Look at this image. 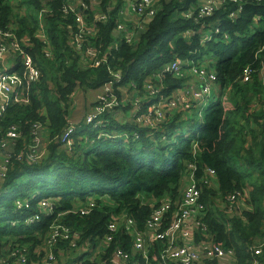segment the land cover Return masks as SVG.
<instances>
[{"label":"trees","instance_id":"trees-1","mask_svg":"<svg viewBox=\"0 0 264 264\" xmlns=\"http://www.w3.org/2000/svg\"><path fill=\"white\" fill-rule=\"evenodd\" d=\"M205 1L154 0L155 14L146 29L133 30L120 16L125 0H72L74 13L65 12L66 0H0V45L17 44L40 74L27 91L29 104L11 105L0 115V138L10 127L20 132L7 150L10 161L0 180V258H6L15 239L12 246H27V264H36L46 256L39 250L56 226L79 235L77 248L107 243L104 254L80 264H112L118 253L132 264H163L159 241L151 244L146 259L132 254L123 222L130 217L137 230L148 234V222L160 212L162 232L174 220L185 182L195 184L200 194L197 208L204 228L194 231V243L211 242L232 252L233 264H252L251 249L264 237V0H218L219 8L197 22L181 15L190 8L197 11ZM77 16L88 28L81 51L73 43ZM118 24L132 31L129 43L116 35ZM207 30L212 40L203 42ZM88 47L97 52V60L106 55V62L85 64L82 53ZM203 56L211 58L216 84L223 91L232 88L229 111L220 102L210 104L187 134L180 114L154 130L134 121L122 123L118 115L131 110L123 104L99 116L102 127L84 120L75 126L70 148L61 143L72 125L78 92L100 91L101 96L118 73L110 95L121 101V88L135 84L140 89L170 63H196ZM15 64L22 75L21 60ZM246 69L250 81L242 83ZM162 82L168 96L183 79L165 75ZM98 106L94 101L90 112ZM34 125H41L47 145L36 153L43 154L41 160L29 161ZM122 133L127 141L109 138ZM88 197L95 199L93 207L81 215ZM17 199L29 200L30 209L16 210ZM42 199L53 206L48 215L37 206ZM34 215L38 222L24 224ZM111 224L118 229L109 231ZM70 243L60 241L53 248L57 264L59 253H73ZM258 259L264 264V248Z\"/></svg>","mask_w":264,"mask_h":264},{"label":"built area","instance_id":"built-area-1","mask_svg":"<svg viewBox=\"0 0 264 264\" xmlns=\"http://www.w3.org/2000/svg\"><path fill=\"white\" fill-rule=\"evenodd\" d=\"M68 7L65 12L72 10L73 6L72 0H66ZM225 1V0H224ZM229 2L236 3V0H229ZM130 4V3H129ZM222 4L218 0H206L205 3L196 11L192 8L184 11L181 15L185 20L197 22L199 19H204L210 17L214 10L219 8ZM132 9L123 7L120 12V16H125V9L130 14V19L127 20L129 27L135 30L140 28V22L152 20L155 14L154 0H136L135 3L131 4ZM75 8V7H74ZM232 17L234 16L231 14ZM126 17V16H125ZM103 17H97L96 20H103ZM76 24L79 26V33L73 39V43L77 51H81L86 46V40L84 35L88 30L85 24L84 18L77 16ZM124 24H118L115 30L116 35H123L126 41L130 42L131 30ZM142 29V28H141ZM218 31H215L217 34ZM212 32L210 31L209 36H203L202 41H211ZM227 39V35L223 36ZM14 51V53H12ZM85 58V64L89 62H94L91 67H98L101 63L106 62V55L102 60H97V52L92 48H87L84 53H82ZM21 60L20 67H23V74L20 75L19 69L16 66V59ZM187 73L185 71V68ZM21 70V73H22ZM165 75H170L176 79H183V84L180 88L174 90L170 95L166 96L163 93L164 85L163 78ZM40 77L39 71L33 65V60L30 55L24 52L17 44L11 43L6 47L5 45H0V115L6 110V108L11 105H26L29 104V98L27 91L38 81ZM120 80V74H114V80L109 82L108 85L103 89V95L99 96L96 100L99 105L94 111L89 112L86 116L84 124L93 127H102V121L99 120V116H103L106 111L113 110L119 105L124 104V100L119 101L110 93L113 90V85ZM242 83H247L250 81V72L246 69L242 73ZM144 86V87H143ZM127 89L133 90L137 93L135 98L127 101L131 105L132 120L135 124L146 127L150 130L156 129L164 121H173L177 111L188 110L190 111L192 107L201 104L208 103V99L211 98L216 90H219L216 84V75L214 72L204 66L197 65L195 63H183L179 60L170 63L165 66L162 72L157 73L148 77L140 89H137L135 84H130ZM119 89V88H118ZM117 89V90H118ZM120 90V89H119ZM123 88H121V91ZM114 91V90H113ZM140 92H143V96ZM144 97L145 102L142 98ZM227 96L225 95L220 102L223 109L225 108V101ZM144 104V105H143ZM142 105L144 106L142 108ZM163 106L160 109V106ZM44 130L41 125L32 126L31 137L32 144L30 150L33 152L27 157L29 161L41 160L42 155H37L44 142ZM75 132V126H69L63 133L61 138V143L65 144L68 148L71 147V137ZM264 134V132H263ZM100 137H104L100 134ZM20 138V132L17 127H10L0 138V180H2L7 171V166L10 161V153L7 150ZM110 139H115L116 137L111 136ZM127 140V137H125ZM36 150V151H34ZM23 152L18 157H22ZM212 174V173H210ZM200 194L195 186V184L190 183L186 188L182 200L179 204L178 210L174 216V220L171 225L160 232L162 214L157 212L151 221L148 222L149 233L144 234L137 230L135 223L132 218L125 217L123 222V228L126 234L132 239V254L141 255L143 258H147L148 249L151 244L155 241H159L163 244L162 252L160 255V260L163 264H207V262H214L216 264H231L233 261L232 252L225 251L220 246L212 244L211 242H201L195 244L193 241V233L198 228H204L201 225V215H199V208L197 204L199 201ZM234 197L230 199V202L234 201ZM94 199L90 198L84 202L85 211H80L81 215H87L90 208L93 207ZM41 212L49 214L52 211L53 206L50 200L42 199L37 203ZM31 204L29 200L17 199L15 201L16 210L30 209ZM39 215H34L33 217L24 218V224L32 225L34 222H38ZM122 220V219H121ZM19 221L14 222L17 224ZM118 227L114 224L109 226V231H116ZM71 250H78L79 235L77 233L71 232L67 228L59 229L53 226L50 235L46 238L41 250L46 251V256L35 262L36 264H57L56 257H54L52 251L58 242L69 241ZM260 242V243H259ZM258 245L252 247L251 252L256 258L253 259L252 264H263L258 257L261 256L262 250L264 248V237L259 241ZM13 243V242H11ZM107 243L103 242L98 247H96L89 260L96 258L99 254L103 253V246L106 247ZM88 246L84 247L82 250H86ZM10 252L7 253L6 258H0V264H27L26 251L27 247H17L8 245ZM78 254V252H77ZM80 256V253L77 255ZM115 264H132L129 262V257L118 253L115 257ZM10 262V263H9ZM77 264V263H76ZM80 264V262H78Z\"/></svg>","mask_w":264,"mask_h":264},{"label":"crops","instance_id":"crops-1","mask_svg":"<svg viewBox=\"0 0 264 264\" xmlns=\"http://www.w3.org/2000/svg\"><path fill=\"white\" fill-rule=\"evenodd\" d=\"M135 1L136 0H125V4H124L123 7H126V8L129 7V9H132V5L131 4L135 3ZM124 13H125L126 17L125 16H123V17L126 20H129L131 16H130L129 12L127 11V9H125ZM132 21L130 22L131 24L133 23ZM149 21L150 20L144 22V27H143V24L140 23V28H142L140 30L146 29L147 23ZM204 33L208 34V33H210V31L207 30V31H204L203 34ZM203 34H202V38H203V36H209V35H205V34L203 35ZM203 59H205V60H203ZM201 63L203 64L204 67H207V68L211 69L212 63H211V58L210 57L203 56V58L201 59V62L199 60L195 64L202 66ZM185 71L187 73L186 68H185ZM218 87H219V85H218ZM231 89L232 88L229 87V88H227L226 90L223 91L219 87V90H216L217 92H214V94H212L211 98L208 99V101H205V102H208V103L198 104V105L192 107L190 111L185 110V109L183 111H177L175 116L180 114V116H178L179 117V122H181L180 121L181 118H184V119L189 118L191 120V123L189 125H191L193 123H196L198 121V119H201L203 117L204 110L209 104L212 105V104L221 102L222 98L225 95L227 96V98H226V101H225L224 110H225V112H227L230 109H232V105H231L230 100H229L230 90ZM99 96H100V91H95V92L93 91V92H88V93H82L81 91L78 92V95L75 97V100H74L75 101V105H74V108L72 110L73 113L71 112L72 114H71V117L69 119V121L72 123V125H75L76 127L81 125L82 121L85 120L86 116L89 114L90 108L93 105L94 101H96ZM121 96H122L121 97L122 100L125 101L124 106L128 107V106H131V105L129 103H127V101L132 99V98H135L137 96V93L135 91H133V90H130V89H123L121 91ZM142 100H143V102H145L144 97L142 98ZM193 114H196L198 118H194ZM116 119H118L122 123L129 122V121L132 120V113H131V111H127L126 114L120 113ZM249 126H250V124H249ZM77 205H81V204H77ZM101 243L102 242H100V244ZM98 246H96V244H93L92 246L89 245L86 250H82V249L74 250L73 253L71 255H69V257H68V255H64L63 253H59V258H60L59 264H76L77 262L87 261V260L90 259L93 250L96 247H98ZM58 251L60 252V250H57V252ZM77 251L80 253V256H77L79 253L77 255L74 254V252H77ZM62 257H63V259H61Z\"/></svg>","mask_w":264,"mask_h":264},{"label":"rangeland","instance_id":"rangeland-1","mask_svg":"<svg viewBox=\"0 0 264 264\" xmlns=\"http://www.w3.org/2000/svg\"><path fill=\"white\" fill-rule=\"evenodd\" d=\"M205 34V33H204ZM203 34V35H204ZM205 35H210V33H208V34H205ZM203 60H205V59H203ZM200 62H201V60H200ZM201 65L203 66V64L201 63ZM124 104H125V102H124ZM163 108V106L161 105L160 106V109H162ZM180 121L183 123V125H189L190 123H191V120L189 119V118H186V119H184V118H181L180 119ZM194 121V120H193ZM192 125V124H191ZM196 126V125H195ZM194 126V130H196L197 129V127H195ZM102 134H104V133H102ZM121 136H118L117 138L119 139ZM23 145V144H22ZM47 145V143H43L42 144V146L44 147V146H46ZM183 187H184V192H185V190H186V188L188 187V184H186L185 182H184V184H183ZM14 240L15 239H11L10 240V242H13L14 243ZM13 243H10V244H13ZM14 246H16L15 244H14ZM17 247H27L26 245H22V246H17ZM105 251H106V247L105 246H103V253L102 254H104L105 253ZM78 252V251H77ZM77 252H74V254L75 255H77ZM79 253V252H78ZM68 257H69V254H68ZM61 259H63V257L61 258ZM115 261H116V259L114 258V260H113V262H112V264H115ZM231 264H233V261H232V263Z\"/></svg>","mask_w":264,"mask_h":264},{"label":"clouds","instance_id":"clouds-1","mask_svg":"<svg viewBox=\"0 0 264 264\" xmlns=\"http://www.w3.org/2000/svg\"><path fill=\"white\" fill-rule=\"evenodd\" d=\"M220 104H221V103H220ZM209 105H210V104H209ZM209 105L205 108L204 113H205V111L208 109ZM203 115H204V114H203ZM84 121H85V120H84ZM84 121H83V122H84ZM74 126H75V125H74ZM184 126H185V125H184ZM190 126H191V125H186L185 128L183 129L187 134H190V133H191V132H188ZM75 131H76V128H75ZM74 133H75V132H74ZM123 134H125V133H122L121 135H120V134H113L112 136H114V137H116V138H117L118 136H121V137L124 138V141H127V140H125V137H126V136L123 135ZM103 135H105V134H103ZM116 138H115V139H116ZM90 198L93 199V197H88L87 200L90 199ZM94 200H95V199H94Z\"/></svg>","mask_w":264,"mask_h":264}]
</instances>
